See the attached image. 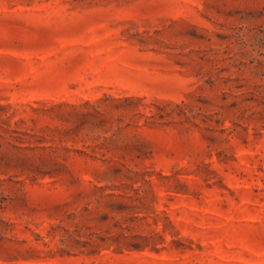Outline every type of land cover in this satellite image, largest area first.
I'll list each match as a JSON object with an SVG mask.
<instances>
[{"label":"rangeland","instance_id":"obj_1","mask_svg":"<svg viewBox=\"0 0 264 264\" xmlns=\"http://www.w3.org/2000/svg\"><path fill=\"white\" fill-rule=\"evenodd\" d=\"M0 264H264V0H0Z\"/></svg>","mask_w":264,"mask_h":264}]
</instances>
